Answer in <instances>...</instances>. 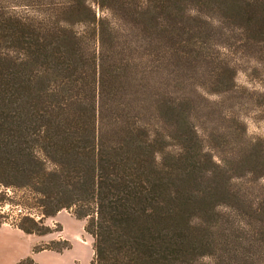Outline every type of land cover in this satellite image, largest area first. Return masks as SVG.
Returning a JSON list of instances; mask_svg holds the SVG:
<instances>
[{
  "label": "trees",
  "instance_id": "trees-1",
  "mask_svg": "<svg viewBox=\"0 0 264 264\" xmlns=\"http://www.w3.org/2000/svg\"><path fill=\"white\" fill-rule=\"evenodd\" d=\"M25 6L0 24V187L14 194L0 203L25 210L26 233L50 232L45 219L61 209L83 219L91 264H175L205 251L190 247L192 219L216 213L225 178L210 176L208 163L218 166L187 117L175 121L165 72L177 34L190 36L179 17L208 6L251 19L264 0Z\"/></svg>",
  "mask_w": 264,
  "mask_h": 264
},
{
  "label": "rangeland",
  "instance_id": "rangeland-1",
  "mask_svg": "<svg viewBox=\"0 0 264 264\" xmlns=\"http://www.w3.org/2000/svg\"><path fill=\"white\" fill-rule=\"evenodd\" d=\"M27 1L0 0V24L11 14L30 13ZM255 10L251 19L208 6L179 17L190 36L177 34L175 67L165 72L175 94V121L185 116L198 131L218 166L208 163L209 174L225 178L218 185L226 192L216 213L194 212L190 247L206 250L187 261L177 257L175 264H264V35L255 34L260 25L264 30V11ZM177 142L175 137V155L181 150ZM0 192V198L14 195ZM13 203H0V226L19 228L25 210ZM44 224L50 232L29 233L43 236L36 237L35 250L68 242L80 245L75 264L92 263L93 240L83 219L61 209Z\"/></svg>",
  "mask_w": 264,
  "mask_h": 264
},
{
  "label": "crops",
  "instance_id": "crops-1",
  "mask_svg": "<svg viewBox=\"0 0 264 264\" xmlns=\"http://www.w3.org/2000/svg\"><path fill=\"white\" fill-rule=\"evenodd\" d=\"M36 237L43 239V236L25 233L17 227L0 226V264H17L28 257L36 264H75L79 258L76 252L80 245L62 251L35 250V243L40 241Z\"/></svg>",
  "mask_w": 264,
  "mask_h": 264
}]
</instances>
